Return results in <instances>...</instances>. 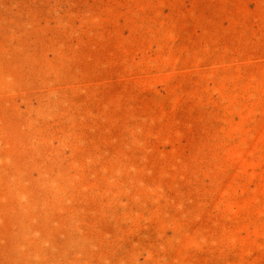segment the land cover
Instances as JSON below:
<instances>
[{
  "label": "rangeland",
  "instance_id": "obj_1",
  "mask_svg": "<svg viewBox=\"0 0 264 264\" xmlns=\"http://www.w3.org/2000/svg\"><path fill=\"white\" fill-rule=\"evenodd\" d=\"M0 264H264V0H0Z\"/></svg>",
  "mask_w": 264,
  "mask_h": 264
}]
</instances>
